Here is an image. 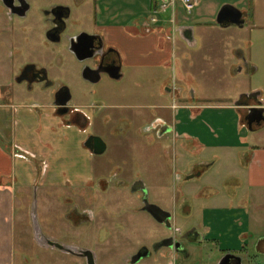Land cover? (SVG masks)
<instances>
[{
  "label": "rangeland",
  "instance_id": "1",
  "mask_svg": "<svg viewBox=\"0 0 264 264\" xmlns=\"http://www.w3.org/2000/svg\"><path fill=\"white\" fill-rule=\"evenodd\" d=\"M101 1L100 10H117L118 19L146 18L150 24L168 26L167 29L173 25L174 16L178 25H198L194 45L190 47L177 36L174 59L171 54L172 58L161 67H128L125 72L130 79L117 83L115 88L108 82L95 85L86 81L81 76L80 62L71 54L49 59L56 68L52 75L54 87L67 86L73 94L74 107L96 100H104L108 107L130 103L140 107L151 92L154 105L162 101L173 104L170 113L155 107L157 133L150 145L146 137L143 141L145 132L127 127L123 121L125 111L120 114L108 108L106 126H101L100 133L109 141L110 153L122 151V155L143 158H139L142 166L138 165L137 171L120 169L113 163L104 170L84 147V134L66 126L62 117L47 115V106L52 108V87L29 92L14 81L19 64L17 50L7 36L0 35V110L12 125L10 144L20 145L16 152L28 166L27 175L25 169L16 166L22 173L14 203V264H87L79 254L81 250H91L96 264H134L133 257L143 248L152 254L137 264H179L169 256V249L155 251L156 246L164 237L179 236L195 227L201 236L209 229L211 232L203 244L185 245L195 255L192 263L216 262L222 249L244 246L240 235L245 233L252 258L264 264L263 257L254 252L258 238L264 235V192L259 187H249L246 175L239 171L240 152L252 151L260 139L257 129L250 131L240 126L235 105L237 100L241 103L248 97L252 88L264 90L263 0H198L191 12L177 1L174 14L172 9L163 12L155 6L162 0ZM234 3L246 11L245 25L223 29L217 23L219 11ZM256 5L255 17L252 13ZM84 6L78 11L79 21L82 13L88 12L90 25L97 14L96 5L88 0ZM153 17L160 21L153 23ZM209 21L211 25L205 24ZM254 23L258 26L254 27ZM179 29H173L171 34L183 35ZM237 38L245 59L251 56L255 64L250 67L238 63V69H243L236 74L226 41ZM211 40L213 46L209 48ZM183 45L189 48L187 57ZM167 78L173 93H177L176 102L174 95L161 92ZM175 104L180 108L176 109ZM166 123H178V135L186 131L201 138L203 146L181 136L175 139L174 130L170 136L161 137L160 130ZM245 135H249L248 140L243 138ZM215 160V165L203 174L187 178ZM148 163L150 167L146 168ZM140 179L150 190L151 200L173 213L171 229L143 211L140 194L131 191V185ZM186 208L190 209L188 213ZM46 240L72 247L74 252L50 246Z\"/></svg>",
  "mask_w": 264,
  "mask_h": 264
},
{
  "label": "flooded vegetation",
  "instance_id": "2",
  "mask_svg": "<svg viewBox=\"0 0 264 264\" xmlns=\"http://www.w3.org/2000/svg\"><path fill=\"white\" fill-rule=\"evenodd\" d=\"M87 3L88 0H0V35L5 38L6 36L8 37L6 39L16 47L14 48L17 50L19 58V64L14 72L13 79L23 85L29 92L50 89L52 87V99L50 101L52 108L50 109L47 106V115L62 117L63 123L66 126L74 127L79 133L84 134V147L91 153L92 159H96L102 163L104 170L115 164L120 169L127 168L126 170L137 171L138 165L139 167L142 166L140 165L139 158L142 159L143 157L131 154L122 155V151L110 153L111 145L106 137L100 133L102 127L106 126L108 108L115 107H108L104 100H96L82 107H74L71 104L73 99L71 90L63 84L54 87L52 75L56 71V68L53 69L49 59L54 56L55 58L63 56L65 53L71 54L80 62L81 76L83 78L85 71L91 73L92 80L84 78L86 81L95 85L108 82L112 88H115L117 83L130 79L128 74L126 76V68L152 67L148 64L142 66L126 64V59L119 45L116 43L117 40H121L120 35H122L115 26L117 24L111 25L110 29L113 33L110 36V34L106 33L109 28H106L107 26L99 19L98 15L102 11L100 10L101 0H93L97 9L93 23L89 25L91 18L88 12L87 14L83 12V19L81 18V21H79L80 14L78 11L80 8L85 7L84 5ZM137 22V18L132 17L128 22V28H131L130 30L133 31ZM141 24L146 32L149 31L151 24L146 18L141 19ZM59 62L61 63V61ZM166 63L158 66H164ZM117 75H120V77H114ZM97 78H99L98 81H93V79ZM170 82L169 78L164 80L161 92L169 94L171 97L174 95L173 99L176 102L177 93H173V88L169 85ZM67 90L70 92L68 103L65 105L57 104L58 101L62 102L69 96ZM250 96L252 95H248L247 98H250ZM149 97L140 107L136 105L137 103H130L116 107L120 109H114L119 113L121 110L125 111L126 114L123 115L126 117L123 121L127 123V127L132 126L134 131L135 129H140V132H145L142 135L143 141L144 137H146L145 141L148 145L153 141V134L156 132L154 129L157 128L154 122L155 107L158 109L162 108L166 113H170L171 108H173V104L169 106L162 100L160 105H154V94L152 92ZM180 98L179 96L178 99ZM245 98L241 102L246 103L248 99ZM175 108L179 109L180 105L175 104ZM137 111L141 112L138 114ZM262 124H264V121L261 123L253 122L250 127L247 122V127L251 131H254ZM99 126L102 127L99 129ZM145 128H147L146 131ZM176 129V123L173 126L166 123L160 130V136H170L171 132L173 130L175 132ZM176 135L175 139L178 136L180 138L181 134L178 135L176 131ZM96 137H100L103 143L102 141H96ZM102 146H104L103 150ZM122 163H126V165L121 166ZM148 164L146 168L150 167V163ZM195 174L199 175L200 170H194L192 175L195 176ZM139 181L140 183H137ZM139 181L135 180L134 184L131 185V191L132 193L140 194L142 208L145 211V200H148L150 203L153 202L151 201L150 190L146 186V183L141 179ZM135 185L139 186L138 190L134 188ZM190 232L191 230L179 236L169 235L160 239L155 251H159L161 248L170 249L161 244L172 243L175 253L184 252L186 250L184 241ZM170 237L173 238V242L169 240L165 241V239ZM139 254L142 256V259L143 257L150 256L152 252L148 251L147 248H143Z\"/></svg>",
  "mask_w": 264,
  "mask_h": 264
},
{
  "label": "crops",
  "instance_id": "3",
  "mask_svg": "<svg viewBox=\"0 0 264 264\" xmlns=\"http://www.w3.org/2000/svg\"><path fill=\"white\" fill-rule=\"evenodd\" d=\"M166 0H162L161 4L156 3V7L162 9V4ZM197 1L196 6H197ZM242 1V0H237ZM255 1V0H253ZM244 2V0H243ZM260 2V1H259ZM182 4V3H181ZM260 4L264 5L260 2ZM259 4V5H260ZM183 5V4H182ZM234 7H236L238 10L242 12V20L243 23L241 25H237L234 23H228L221 25L223 29L230 28L231 26H235L236 28H243L246 21V11L239 9V7L236 6V3L230 4ZM195 6V8H196ZM194 8V9H195ZM163 12H166L168 9H162ZM175 10V8H174ZM173 10V11H174ZM111 11V10H110ZM106 11V12H100L99 13V19L101 22H103L104 25H106L107 32L112 36V30L110 29L112 24L115 25L118 31L122 34L120 35L121 40H117L116 43L119 45L125 59L127 65H137L142 66L144 64H148L152 67L158 66L160 64H164L169 61L170 57L173 54L174 56V48L177 45V36L181 38L185 43H187L190 47L194 45L195 41V35L197 31L198 25H185L182 23H179V25L176 23V19L173 16L171 19V23L173 24L171 28L165 27H159L151 23L149 31H145V29L142 28V24L139 18H137L138 22L135 26V28L130 30L131 28H128V20L127 19H118L119 16H117V13L115 11ZM125 12L124 10H121L120 12ZM193 11V10H192ZM212 11V10H211ZM250 13V12H249ZM248 13V14H249ZM257 13V5L254 8L253 15L256 17ZM174 14V12H173ZM112 17H115L113 19ZM254 17V18H255ZM136 19V17H134ZM153 23H157L160 20L158 18L153 17L151 18ZM218 23V22H217ZM205 24L211 25V21L206 22ZM219 24V23H218ZM183 30L187 32V38L184 37L181 33H177L175 35H172L171 32L173 29ZM258 24L254 23V27H257ZM129 30V31H128ZM209 48L213 46V41H210ZM239 39L235 40H227L226 46L230 50H232V63L235 64L234 71L237 73H240L243 69L242 67L238 69V63L246 64L251 67V65L255 64V61L249 57V59H245V52L242 48L239 47ZM183 49L186 51L183 52L184 56L187 57V54H189L187 49H189L187 46L183 45ZM190 55V54H189ZM244 57V58H243ZM172 58V57H171ZM253 68H256L253 66ZM257 68L255 69V71ZM251 93L250 98L248 99L246 103L238 102L236 101L235 105L236 108L239 111V123L240 126L245 128L247 126V113L249 107H263L264 108V90L261 87H254L252 90H250ZM256 97H255V96ZM194 107H197V105H194ZM2 108V107H0ZM16 112V110H15ZM4 111L0 110V264H14V223H15V211H14V203L17 198V192H16V185L19 182V177H21L22 172L16 168L17 164L23 169L28 168L26 166V163L24 158L20 156L17 152V146L16 144H10V139L12 138L10 135V129L12 125L8 124L5 121L4 117ZM178 127V123H176ZM251 131V130H250ZM255 131V130H254ZM181 137L187 140V142L190 143H199L201 144V147L203 146L202 143H200L201 138H198L197 136L188 134L186 131L180 133ZM257 134L258 138L260 139L259 144H255L254 149L252 151H246L243 150L240 152V162L239 171H242L244 175H246L247 184L249 187H259L264 192V144H261V141L264 143V124L260 125L257 128ZM244 139L248 140L249 135H245L243 137ZM217 144L221 143L219 141L216 142ZM243 145H246L247 143L244 141ZM223 147L226 145H222ZM246 147H248L246 145ZM218 157V156H217ZM217 161L215 160L207 168L200 170V174H203L207 171L210 167H213ZM31 166V165H29ZM31 168V167H30ZM27 175V171H26ZM198 174H195L197 176ZM25 179V176H23ZM27 178V177H26ZM25 183V181L23 180ZM187 198L185 196L184 202L186 203ZM152 201V200H151ZM153 202V201H152ZM169 202V201H167ZM156 204L155 202H153ZM157 205V204H156ZM166 209V208H164ZM168 211H171L170 209H166ZM190 209L184 210L189 212ZM263 220H264V214H263ZM209 226V225H208ZM206 226V227H208ZM197 229L196 227L191 230V232L187 235L186 240L184 241V247L185 251L182 253H171L169 256L173 259H177L179 261V264H199V263H192V260H194V253L193 251H190L188 247H186V244H203L204 241L207 240V235L211 232L209 229L208 232L203 236L196 233ZM242 238V243H244V246H240L238 242L237 244L239 246H231V248L222 249L223 253L221 255V258L218 259L214 263H208V264H220L222 259L225 257V255H232V258L230 261H228L226 264H262L260 260L256 261L255 258H252L251 254L249 253V248L247 246L245 238V233L240 235ZM256 250V251H255ZM254 252L259 254L264 259V235L260 236L258 238L257 243L255 244ZM214 253V252H213ZM164 254V253H161ZM181 256V257H180ZM176 260V261H177ZM141 261V260H140ZM140 261L136 262L140 263ZM135 264V263H134Z\"/></svg>",
  "mask_w": 264,
  "mask_h": 264
},
{
  "label": "water",
  "instance_id": "4",
  "mask_svg": "<svg viewBox=\"0 0 264 264\" xmlns=\"http://www.w3.org/2000/svg\"><path fill=\"white\" fill-rule=\"evenodd\" d=\"M217 22L220 25H224V24H228V23H234L237 25H241L243 23L242 20V12L240 10H238L236 7L230 5V4H226L224 5L221 10L219 11V14L217 16ZM183 35L184 37L187 38V32L183 31ZM91 73H87L86 71L84 72V78L86 79H91ZM116 78H119L120 75L114 76ZM99 78L97 79H93V81H98ZM67 92H69L67 90ZM70 99V92H69V96L62 102H57V104H67L68 101ZM247 122L249 124V126L251 127L253 122H257V123H261L262 121H264V108L263 107H250L248 109V115L246 117ZM96 141H102V139L100 137H96L95 138ZM103 143V141H102ZM104 149V146H102V150ZM101 150V151H102ZM194 177V175H190L187 178H192ZM137 183H140L137 182ZM135 183V184H137ZM134 188L136 190L139 189L138 185H135ZM144 210L146 212H148L153 218H155L158 222L165 224V226L169 229L172 228V213L170 211H167L163 208H161L159 205H156L154 203H150L148 200H145V206H144ZM172 241L173 242V238L170 237L168 239H165V241ZM46 243L49 244L50 246L53 247H57L61 250H65L68 251L70 253L74 252V249L72 247H67L61 243L52 241V240H46ZM161 245L167 246L169 249L168 254L173 253V245L172 243L168 244V243H162ZM178 245V244H177ZM80 255L86 257L87 259V264H96L95 261V256L94 253L91 250H84V251H80L79 252ZM141 255L138 253L137 255H135L132 259L133 263L138 262L141 259ZM232 258V255H225V257L222 259L220 264H226L228 261H230V259Z\"/></svg>",
  "mask_w": 264,
  "mask_h": 264
},
{
  "label": "built area",
  "instance_id": "5",
  "mask_svg": "<svg viewBox=\"0 0 264 264\" xmlns=\"http://www.w3.org/2000/svg\"><path fill=\"white\" fill-rule=\"evenodd\" d=\"M177 1H180L188 12H191L196 6L195 0H166L162 4V9H172L173 11Z\"/></svg>",
  "mask_w": 264,
  "mask_h": 264
}]
</instances>
